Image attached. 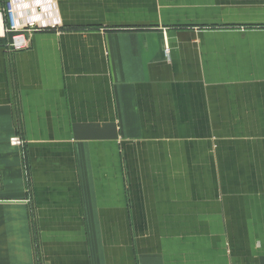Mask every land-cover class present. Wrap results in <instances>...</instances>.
<instances>
[{"label":"crops","instance_id":"0c3cea01","mask_svg":"<svg viewBox=\"0 0 264 264\" xmlns=\"http://www.w3.org/2000/svg\"><path fill=\"white\" fill-rule=\"evenodd\" d=\"M56 2L0 38V264H264V0Z\"/></svg>","mask_w":264,"mask_h":264},{"label":"built area","instance_id":"2783aa9c","mask_svg":"<svg viewBox=\"0 0 264 264\" xmlns=\"http://www.w3.org/2000/svg\"><path fill=\"white\" fill-rule=\"evenodd\" d=\"M61 25L56 0H7L6 5L0 8V38L9 35V46L13 51L28 49L33 32L59 29ZM165 52L169 55L168 46ZM11 141L16 146L23 145L17 136L12 137Z\"/></svg>","mask_w":264,"mask_h":264},{"label":"rangeland","instance_id":"374dc122","mask_svg":"<svg viewBox=\"0 0 264 264\" xmlns=\"http://www.w3.org/2000/svg\"><path fill=\"white\" fill-rule=\"evenodd\" d=\"M218 26L222 27L224 25H218ZM5 38H9V35H6ZM244 132L249 134L250 133V129H244V128L232 129V132H231V135H230L231 137L229 138V147L233 146V150L234 151L237 150L238 153H240V152L249 153L250 150H251V148L248 150V148H246V147H247L248 144H250L252 142V139L249 138ZM262 132H264V129H259V133L262 134ZM206 134H209V133H206ZM261 138H262V141H264V136H261ZM188 146L192 147L193 145L192 144H188ZM245 157H247V156L245 155ZM241 162L242 161L240 159L235 160L236 164H239ZM28 172L29 171L27 170V174H28ZM31 196H32V194H31ZM31 196L29 197L30 201L33 200V198ZM38 242H39V239H38ZM240 247H241L240 243L235 245V249H238ZM37 253H38L37 260L39 261L38 264H42V259L39 256V251H37ZM235 258L236 259H242L241 256H236ZM235 264H237V262Z\"/></svg>","mask_w":264,"mask_h":264}]
</instances>
